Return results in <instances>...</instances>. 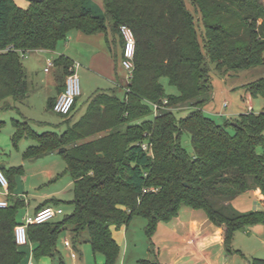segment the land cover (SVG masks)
<instances>
[{
  "label": "trees",
  "instance_id": "16d2710c",
  "mask_svg": "<svg viewBox=\"0 0 264 264\" xmlns=\"http://www.w3.org/2000/svg\"><path fill=\"white\" fill-rule=\"evenodd\" d=\"M103 6L105 18L87 0H43L30 2L27 9L14 0H0V105L9 98L23 101L30 93L23 56L55 51L72 31L95 35L110 29L120 36V27L127 26L136 39L132 81L126 87L117 82L125 88L123 100L115 92L95 94L85 115L75 123L64 122L62 133L39 135L28 122L14 121L15 146L23 139L36 142L23 158L56 152L73 182V199L67 202L72 213L56 223L28 227L33 256L56 258L64 234L74 247L86 234L85 243L104 256L103 264H116L120 247L114 227L143 218L152 239L158 224L176 218L182 207L203 211L224 229L228 255L239 253L232 250L235 235L264 226V211L241 213L231 205L254 188L264 196V155L258 152L264 149V110L218 125L203 108L213 99L212 66L232 73L264 65V0H103ZM120 43L123 47L121 36ZM54 66L67 77L74 64L61 56ZM163 78L177 95L167 94ZM247 88L253 99L264 98V78ZM154 105L159 107L156 114ZM10 108L5 104L0 110ZM183 111L187 115L179 118ZM184 133L190 136L192 154L181 144ZM145 143L148 152L142 148ZM0 171L11 193L13 178L23 169ZM8 202L0 208V264H21L25 255L16 244L15 228L26 203L13 196ZM61 204L50 199L35 212ZM249 264L264 260L252 258Z\"/></svg>",
  "mask_w": 264,
  "mask_h": 264
},
{
  "label": "rangeland",
  "instance_id": "374dc122",
  "mask_svg": "<svg viewBox=\"0 0 264 264\" xmlns=\"http://www.w3.org/2000/svg\"><path fill=\"white\" fill-rule=\"evenodd\" d=\"M91 1L89 8L96 15L103 14L104 12L99 3L95 0ZM188 7L192 13L196 12L189 2ZM195 15L196 18L199 17L197 14ZM199 31L201 33V29ZM63 44L64 42H61L58 48ZM49 60L53 62L51 59H47L46 55L35 52L23 56V64L27 69L30 84V93L23 101L14 102L9 98L0 105V109L5 104L11 106L9 110H0V122L4 123L0 132V168L6 170L12 168L23 169V174H17L13 178L12 191L11 193L9 192L10 196L6 197L0 188V199L6 198L5 200L9 201V197L13 196L20 198L26 203V207L19 210V221L25 217L26 213L29 216H33L35 209L50 199L63 201L60 208L64 212L63 215L55 218L52 223L59 222L72 213V207L67 202L73 199V182L66 173V163L62 157L55 152L37 159L26 160L23 158V153L29 147L36 145V142L31 139H23L17 146L12 143V137L15 132L14 121L28 122L31 129L39 135L48 132L62 133L67 129L64 120L67 122L72 121L69 116L64 118L56 114L53 111V106H49V98L55 95L54 90L48 87L50 86L49 82L53 78V73L47 74L44 71ZM120 61L119 68L124 79L127 73L121 67ZM53 70H55V67H53ZM75 73L79 78L82 94L77 100V112L74 114L72 123L79 121L81 116L86 113L89 100L97 91L115 92L119 99H124L125 88H118L114 83L106 80L96 71L87 68V66H75ZM210 76L213 86V99L205 105L204 114L213 119L218 125L233 121L240 115L245 114L251 103L255 113L260 112L264 108V98L250 99V93L247 88L249 84L264 78V65L232 73L218 72L212 66ZM121 84L125 85L124 80ZM162 84L167 94H178V91L170 86L167 78L162 79ZM225 103L228 106L225 107ZM187 113L188 111H183L178 113L177 116L179 118L185 117ZM228 131L231 134L234 133L231 128ZM181 144L189 154H192L191 139L187 133L181 136ZM258 152L264 155L263 148H259ZM3 174L6 177L4 172ZM145 229L146 221L143 218H134L128 226L126 235V226L119 229L113 228V235L120 247V256L116 264H135L136 262H133L134 258L156 261L157 252H155L152 240L147 236ZM67 235L64 234L59 240L57 248L60 256L56 258L43 257L37 260L33 256V249H31L30 245L20 247L21 252L25 255L21 264H30L31 258L33 259V264L104 263V261L100 262V260H103V256L98 255L95 257L91 246L85 243L86 234L77 245L79 249V252H76L77 259H73L71 251L63 245L64 238ZM121 242L123 244L120 246ZM126 250L127 256L125 257L124 252ZM232 250L239 251V253L230 255V264H249L252 258L264 260V240L261 241L254 234L246 236L243 233H237L232 242Z\"/></svg>",
  "mask_w": 264,
  "mask_h": 264
},
{
  "label": "crops",
  "instance_id": "0c3cea01",
  "mask_svg": "<svg viewBox=\"0 0 264 264\" xmlns=\"http://www.w3.org/2000/svg\"><path fill=\"white\" fill-rule=\"evenodd\" d=\"M14 1L17 6L22 9H27L30 6V2L28 0ZM90 1L91 0H87L88 7L91 4ZM95 1L99 3L104 12L103 14L97 16L105 18L103 0ZM122 51L123 47L120 43L119 34L113 33L110 29H108L107 33H98L95 35H86L80 31H72L69 33L64 44L59 48L57 47L55 51L38 50L34 52L46 55L47 59H51L53 62L59 57L65 56L73 62L74 67L87 66V68L96 71L103 78L117 86L118 79L123 81L121 76L122 72L119 68ZM53 67L50 68L49 72L45 73H53V78L49 82L50 86L48 87L49 89H53L55 92L54 97L49 98V101L54 104L59 95L64 91L66 77H64L63 70L61 68L55 67V70L52 71ZM25 70L27 72L26 67ZM101 92L107 91L95 92L90 98L89 103L95 94ZM249 96L250 99H253L251 95ZM250 106H252V112H254L252 103L249 107ZM249 107L247 108L245 114L250 113ZM205 109L206 107L204 106L203 112ZM263 110L264 108L260 112ZM76 112L77 104L69 116L72 121ZM84 115L85 113L81 116V118ZM64 122H66V120H64ZM8 196H10V194ZM5 199L6 198L3 200ZM231 205L241 213L264 211V196L259 189L254 188L234 198L231 201ZM35 211L34 214L36 213ZM21 221L22 220H20V222ZM126 233H128V227H126L125 235ZM242 233L240 232L238 234ZM243 234L246 236L254 234L258 239L263 241L264 226H254L250 228L248 232ZM151 240L154 250L157 252L155 260L159 264H230V255L226 252V247L224 245V229L216 227L209 221L206 214L200 210L182 207L176 218L172 219L170 222H160L158 224L157 230ZM122 244L123 242L120 243V246ZM29 245L31 249H33V245L31 243ZM63 245L71 251V257L73 259H77L76 252H79V249L77 245L75 247L73 246L69 234L64 238ZM58 253V256H60L59 249ZM94 255L97 257L101 254ZM124 256H127V250L124 252ZM133 260V262H136L135 264L140 261L135 258ZM103 261L105 262L104 256L103 260H100V262Z\"/></svg>",
  "mask_w": 264,
  "mask_h": 264
},
{
  "label": "built area",
  "instance_id": "2783aa9c",
  "mask_svg": "<svg viewBox=\"0 0 264 264\" xmlns=\"http://www.w3.org/2000/svg\"><path fill=\"white\" fill-rule=\"evenodd\" d=\"M120 36L123 40V51L121 67L127 73L126 77L123 79L125 82V87L130 84L135 71V54H136V39L133 31L127 27H120ZM54 66V62L48 61L47 68L45 72H49L50 68ZM71 74L66 77L65 88L62 94L59 95L55 103L53 104V111L62 116L68 117L73 112L74 106L81 96L80 81L75 73V67L71 70ZM166 103V102H164ZM227 104H225V107ZM159 107L157 105L153 106L154 114L157 113ZM253 111L252 106L249 107V112ZM143 150L150 151V145L145 143L142 146ZM0 188L6 197L9 195L8 181L4 176L3 172L0 171ZM9 202L6 200H0V208H7ZM64 212L59 207H46L39 211L38 213L29 216L26 213L25 217L15 228V239L16 244L20 247L28 246L30 244L27 234V229L30 225H42L54 221L58 216L63 215ZM30 264H33V259H30Z\"/></svg>",
  "mask_w": 264,
  "mask_h": 264
},
{
  "label": "water",
  "instance_id": "95a60500",
  "mask_svg": "<svg viewBox=\"0 0 264 264\" xmlns=\"http://www.w3.org/2000/svg\"><path fill=\"white\" fill-rule=\"evenodd\" d=\"M29 2H41L43 0H28ZM235 125V124H234Z\"/></svg>",
  "mask_w": 264,
  "mask_h": 264
}]
</instances>
